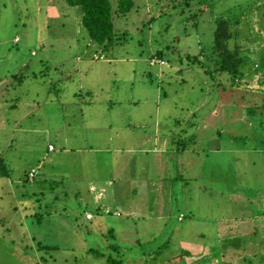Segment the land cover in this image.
Listing matches in <instances>:
<instances>
[{"label":"rangeland","instance_id":"obj_1","mask_svg":"<svg viewBox=\"0 0 264 264\" xmlns=\"http://www.w3.org/2000/svg\"><path fill=\"white\" fill-rule=\"evenodd\" d=\"M210 1L218 5L215 12L209 9ZM112 2L116 7V0ZM133 2L134 7L128 14L114 19L118 36L125 34V39L111 49H103L81 27L77 11L66 10L64 0H0V76L12 68L11 60L16 57L29 59L27 67L40 72L36 80L23 86L30 90L26 100L36 102L23 107L17 105V110L4 113L3 126H0V154L11 172L10 178H0V264H205L210 253L207 246L204 247L207 240L197 236L192 241L180 240V235H173L171 231L161 233L166 218L168 227L172 225L175 232L176 225L181 227L196 216L187 215L189 208L203 217H211V213L215 218L220 217L215 221L219 238L208 240L209 243L223 246L220 238L237 237L241 227H248V233L256 228L264 236V62L261 61L264 59V30L258 26L264 16V0H208L193 7L194 11L203 7L209 10L190 24L183 19L192 8H185L182 16L180 7L169 14L167 6H161L157 0ZM255 2L253 7H262L251 12L248 29L260 38L252 44H243L241 53L252 59L242 70L245 75L240 71L241 75L234 81V77L223 72L201 75L198 73L201 66L180 64V58L186 61L187 54L201 53V60L211 55L217 11L232 18ZM154 18L156 20H152ZM15 38L20 41L17 43ZM157 50L163 52L166 61L152 65L153 59L158 61L153 58ZM3 54H7L5 59ZM252 62L260 64L254 74L249 71ZM13 87L18 85L15 83ZM79 87L99 91L95 97L83 94L79 98L81 104L116 101L115 110L120 106L144 104L149 107L147 111L140 109L144 112L142 119H153L158 114L166 125L162 131L172 129L179 122L180 130L195 135L189 151H185L186 155L195 151L192 157L185 156L186 170L180 163L175 165L176 154L172 153L168 164L171 170L168 169L167 182L161 189L163 198L158 208L145 217L144 193L141 191L133 197V206L142 209V217L135 218L147 220L140 224L142 234L135 227L132 228L134 233L130 228L121 230L122 234L115 239L110 236L111 227L124 217L119 213L115 214L117 217L106 214L104 209L97 215L89 203L81 200L91 169L76 157L78 143L69 141L66 147L70 150L64 153L60 145L65 143L55 141L56 131L69 132L68 124L73 126L75 122L72 116L66 117L64 123L54 121L64 116V111L58 110L62 104L54 97ZM200 88L205 90L202 92ZM251 106L259 110L252 116L247 114ZM25 107L29 111L23 112ZM132 109L134 113L130 109L116 111L118 125L133 120L135 108ZM207 109L211 111L206 113ZM114 111L109 114L101 111V117L95 116V124L100 125L109 117L113 121ZM87 114L86 111L84 116ZM19 119L23 120L19 123L22 125L15 127L14 120ZM36 127L48 132H32ZM179 134L174 139H183L185 134ZM84 141L81 138L82 144ZM166 141L169 142L164 139L160 144L164 146ZM88 142L91 146L104 144L103 141ZM49 143L56 146V153L48 152ZM171 146L176 147V143ZM52 157L62 158L65 166L51 171L55 165L49 161ZM45 169L49 172L43 176ZM187 171L193 176L183 174ZM25 172H37L35 182H28ZM196 176L198 179L194 181ZM157 178V174H153L151 180L156 182ZM188 178L193 181L186 180ZM185 183L190 186L184 188ZM172 185L175 186L173 198ZM202 185L211 189L216 186L213 189L220 188L218 191L224 195L219 198L215 193L211 199L212 193ZM228 187L236 189L237 194L229 198ZM245 197L254 199L248 201ZM230 200L235 204L231 205ZM85 210L93 213L92 221L83 218ZM259 212L262 214H257ZM180 214L186 218L177 224L178 217L179 221L184 220ZM202 228L204 224L199 225V229ZM240 232V236H246L244 231ZM230 243L240 245L245 240ZM112 244L117 246L115 251L109 249ZM137 246L138 253L147 254L145 257L139 254L140 261L132 255L137 252ZM158 250L164 251L161 256ZM182 250L188 251L189 256L176 261ZM248 250L252 253L245 251L240 257L230 253L228 258L237 264L246 254L254 258L255 250L257 255L264 254L258 247ZM228 258L222 256L225 261Z\"/></svg>","mask_w":264,"mask_h":264},{"label":"crops","instance_id":"obj_2","mask_svg":"<svg viewBox=\"0 0 264 264\" xmlns=\"http://www.w3.org/2000/svg\"><path fill=\"white\" fill-rule=\"evenodd\" d=\"M67 9L70 10V8L66 5V10ZM51 10H54V8H52ZM16 40L17 38H15V41ZM19 41L16 42L18 43ZM3 55L5 59L7 54ZM33 55H36V53H34ZM28 61L29 59L24 60L23 57L17 59L16 57L15 59L11 60L10 65L12 66V68L7 69L4 75L0 76V113H2L0 114V123H2L0 126H3V122L5 119L4 113L17 110V105L23 107L33 105L32 103L36 102V100L33 99L26 100V97L30 90L24 89L23 87L31 80H36L37 73H40H36L32 71L30 67H27ZM24 66L27 67V69H25ZM12 81L16 82V85H18L17 88H11V86L7 87V85H9V83ZM97 93H99V91H93L92 89L79 87L78 89L70 93H67L65 91L62 92L60 96L58 95L57 98L54 97L57 102V99H59L60 103L62 104L58 108V110L64 111V116L59 119H54V121L64 123L66 121V117L72 116V119H74L75 122L73 126H70V123L68 124V127H71V130L69 132H61L60 130L56 131L54 133V138L57 143L60 141H63V143H65L63 145H60V151L64 153L70 150L69 147H66L69 141L78 143L80 146L76 149V151H78L76 157L80 158L82 162L85 161L88 167L91 169V174L86 179V186L83 190L81 200L89 203L93 207V209H95L97 215H101L100 212L102 211V209H104L105 213L109 212L112 216H114L116 213H119V215L121 214L124 217V220L115 222V226L111 227L110 233H113V235L116 236L118 234H122L121 230L130 228L132 229L136 227L138 233L142 234L143 230H141L140 224L147 223V220L145 218H143L144 220L135 218V216H141L142 209L133 206V197L142 191L146 197L144 207L146 208L147 213L145 217L152 214V211L158 208L161 197L163 198L161 189L167 182L166 179L168 169L171 170L170 168H168V164L171 161L170 158L172 157V153L176 154L175 165L177 163H180L182 169L186 170L185 167L187 165L185 163L187 162L185 156L192 157L193 154L195 155V151L193 150L186 155L185 151H189V145H191L192 142L189 143L186 148H183V139H174L175 136H180L179 133L184 132L180 130V124L178 122V125L176 126L177 128L174 127L172 129L162 131V129L166 127V125L160 121V116L158 114L154 115L153 119L151 118L146 120L145 118H143V120L142 116L144 115V112L140 111V109L142 108V110L147 111L149 107L147 105L141 104L120 106L115 110L113 106L116 101H107L103 103H95V101H92L86 104L80 103L79 98L83 94L95 97L97 96ZM38 107H40V105H38ZM150 107L151 109H161L160 106ZM25 108L26 110H22L23 112L29 111L27 107ZM132 108H135V114H133L132 116L133 120H129V122L127 123L118 125L119 116L117 115L116 111H118L119 109H130L131 112L133 111ZM86 111L88 112V114L84 116V113ZM101 111H104L108 114L114 111L115 113L113 121H111L109 117L104 121L102 120V123L98 122L101 126L95 124V116L101 117ZM67 112H72V114L68 115L66 114ZM28 116L29 115H27V117ZM34 118H36V116H34ZM22 122L23 120L21 119H19L18 121L14 120V126L20 127L22 124L19 123ZM131 125L134 126L131 128ZM32 132L46 133L48 132V130H40L36 127L32 130ZM81 138L85 139L83 144L80 142ZM164 139H167L169 142L166 141L167 144L163 146L162 144H160V142H163ZM88 140H91L93 142L103 141L104 144L103 146H100V144H96L97 146H91L90 144H88ZM172 140L173 143H171ZM174 143H176V147L171 146L174 145ZM51 146L53 147L52 150H50ZM48 147V152L56 153V146L49 143ZM86 151H88L89 153H86ZM216 151H219V148H216ZM49 161H51L52 164H55L53 168L50 169L51 171H55V168L65 166L62 162V158L60 157H52ZM182 161L184 163H181ZM194 171V174L197 175L196 166L194 168ZM48 172L49 170L45 169L44 173H41V175L46 176ZM29 173L25 172L24 175H28L29 181L32 182L33 180H35L38 173L34 172L33 177H29ZM63 173L65 174V172ZM153 174H157L158 176L156 182H153L151 180ZM183 174L187 176H193L190 175L189 171L184 172ZM188 179L192 181L194 179V181H196L197 176L193 179ZM52 182L57 183V181L55 180H52ZM188 186H190V184ZM183 187L186 188L187 186L183 185ZM203 187H206L209 192L212 193L210 196L211 199L214 198L215 193L218 194L219 198L224 195L220 193V191L211 189L206 185H202V188ZM174 188L175 186L172 185V198L174 196ZM232 190L236 191V189ZM232 196L234 195L231 194L229 197ZM90 197L92 199H90ZM245 199L248 201H252L254 198L245 197ZM207 200L209 201V199ZM110 204L112 206H110ZM110 207H113V210H111ZM188 211L189 215L196 216H194L193 218H189L183 226H176L175 233L180 235L178 236L180 240L192 241V239L196 236L200 239L205 240H215V238H219V230L215 224V221L220 220V217L215 218L213 213H211V217H203L197 214L196 211L191 208H189ZM86 213H90L93 217L88 219ZM257 214H262V212H259ZM85 217V220L87 221H92L94 219L93 213L88 210H85ZM183 217L184 220L181 221H179L180 219L178 217V222L183 223L186 218L185 215ZM167 222L168 219L166 218L163 225H165ZM200 224H204V228L199 229ZM112 230L113 232H111ZM130 231L133 232V229ZM240 231H244L246 236H240ZM240 231L238 236L232 238L231 240L229 238H231L232 236H223V238H220V240L223 239V246L207 242L204 247L207 246V249L210 251V253L207 254L208 257L205 258V264H209L212 261H216V264H233L228 258V255L230 253H234L237 255V257H240V255L244 254L245 251L249 252L248 254H250L252 253L248 250V248L250 247H258V249L264 251V236H261V233L256 228L253 232L250 231L248 233L245 228L241 227ZM50 234L54 235L53 232H51ZM134 238L136 239V237ZM247 238H249L248 243L246 242ZM238 239L245 240V243L240 245H234L233 243H230L231 241ZM256 240L260 241L257 243ZM115 248H117V246L114 244V251ZM88 251L90 252L91 250L88 249ZM183 251L184 250H182L178 256L180 258H183L179 260L176 259V261H183L184 257L189 256L190 253L188 255H184ZM238 252H240V254H238ZM253 252H255L254 258L248 257L250 255L246 254L245 257H241V259L238 260L237 264H264V262L260 261V257L264 254L257 255L256 250ZM222 256H224V258H228L226 259L227 261L222 259ZM119 263H122V261H119Z\"/></svg>","mask_w":264,"mask_h":264},{"label":"trees","instance_id":"obj_3","mask_svg":"<svg viewBox=\"0 0 264 264\" xmlns=\"http://www.w3.org/2000/svg\"><path fill=\"white\" fill-rule=\"evenodd\" d=\"M157 1L158 3H161V6L163 4L164 6H167L168 11L166 12H168L169 14H171V12L176 11L180 7L182 10L180 14L183 16V14L185 13L184 12L185 8L188 9L192 8L191 11L194 13L192 12L188 13L189 16L183 19V21H185L186 24L196 23V19H198V17L201 16L198 15L201 14L202 12L205 13L206 10L211 9L213 12H215L218 9V5H216L215 2L210 1L209 9H205L203 7V9L199 8L196 9L195 11L193 10L194 6L202 4L203 2L208 0H157ZM246 1L248 2L250 0H246ZM64 2L73 11L74 9L77 11L78 18L80 19L81 27H83L86 30L89 38L92 41L100 45V48L111 49V47H113L115 44L117 43L120 44L119 41L125 39V34H122V37L118 36L114 25V19L120 17L121 14L129 13L134 7L133 0H116V4H117L116 7L114 5V2H112V0H64ZM255 4H257V2L253 3L252 5L250 4L247 5L245 10L240 12L238 15L236 14L232 18L224 17L221 15L220 12L217 11L218 12V13L216 12L217 18L215 19V27L213 30V42L210 51L211 55H209L208 58L205 56V58L201 60V55H203L201 53L196 55L187 54L185 55L186 61H183L184 59L180 58L179 60L180 64H187L189 65V67L195 65L201 66V71L198 70V73L201 75L203 74L210 75L212 73L214 74V73L223 72L229 74L230 77H234V81L237 80L238 75H241L240 71L245 75L244 71L242 70L244 69V67L250 64V62L248 61H251L252 59L246 56L245 53L243 52L241 53V50L244 46L243 44H252L256 40L258 41L260 38L258 34L255 35V33L251 32L248 29L251 22L250 17L253 9L256 8L257 10H260V8L264 6V5L262 6L259 5L257 7H253L255 6ZM244 17L246 18L249 17V18H247L246 20L240 19ZM152 20H156V18ZM258 26L260 27L261 31L264 30V16L259 21ZM244 29H246V31ZM248 33L249 34L253 33L254 35L253 34L249 35ZM153 58L161 62L163 61L164 63L166 61L164 59L165 58L164 54L161 50H157L156 53L153 55ZM261 61L264 62V59ZM261 64L263 63L261 62ZM259 68H260V64L254 65V62H252L249 71H251V73L254 74L253 71H256ZM15 83H16L15 81H12L9 83V85H7V87L13 86ZM200 89L202 90V92L203 90H205L203 88ZM202 109H206V108L203 107ZM210 111H211L210 109H207L206 113H209ZM258 111L259 110L256 107L254 109V107L251 106L248 107L247 114L252 116ZM178 123H175L174 127H176ZM228 125H233V123H229ZM183 133L185 134L183 136V148H186L189 143L193 142L195 135L192 133L189 134L186 130ZM216 135H219V132H217ZM217 145L220 146L219 142L217 143ZM31 174L34 175L33 172ZM10 177H11L10 169L6 164L5 160L3 159L2 155L0 154V178H10ZM25 177L28 180V182H30L28 175L27 176L25 175ZM29 177H31L30 174ZM33 182H35V180H33L31 183ZM184 185L188 186L189 184L185 183ZM215 187L216 186H213L212 189ZM218 190L221 189L218 188ZM228 191H229L228 194L229 196L231 194L233 195L237 194V191L232 190L229 187H228ZM189 202H192V199ZM233 203L235 204V202L230 200V204L232 205ZM106 214H110V213L108 212ZM34 215L36 216L35 217L36 220H38L37 212L34 213ZM83 218L84 219L86 218L85 215ZM176 222L177 224L179 223L178 220H176ZM168 224L169 222L163 225L161 233L163 234L171 231L172 234L174 235L175 232L173 226L171 225V227H168ZM243 228H245L246 230L249 229L248 227H243ZM111 232H113V230ZM110 236L113 238L115 237L113 233H110ZM204 245H206V242L204 243ZM113 248H114V244L109 245V249L113 250ZM138 249L139 247L137 248V252L133 253L132 255L133 257H136V259L138 258V260H141V258L139 259L138 255L140 254L142 257H145L147 254L145 252L138 253ZM163 252L164 251L161 252L159 251L158 252L159 256H161ZM152 254L153 253H151L150 256ZM183 254L188 255L189 253L183 251ZM182 258L178 257V259H182ZM260 261L264 262V255L260 257ZM144 262H146V260H144Z\"/></svg>","mask_w":264,"mask_h":264},{"label":"built area","instance_id":"obj_4","mask_svg":"<svg viewBox=\"0 0 264 264\" xmlns=\"http://www.w3.org/2000/svg\"><path fill=\"white\" fill-rule=\"evenodd\" d=\"M157 62H160V61H155L154 59L152 60V65H154L155 63H157ZM50 150H52V147H50ZM31 177L33 176V174H31L30 175ZM90 215V216H89ZM86 216H87V218L89 219V218H92V215L91 214H86Z\"/></svg>","mask_w":264,"mask_h":264},{"label":"clouds","instance_id":"obj_5","mask_svg":"<svg viewBox=\"0 0 264 264\" xmlns=\"http://www.w3.org/2000/svg\"><path fill=\"white\" fill-rule=\"evenodd\" d=\"M87 214V213H86ZM90 214V213H89Z\"/></svg>","mask_w":264,"mask_h":264}]
</instances>
